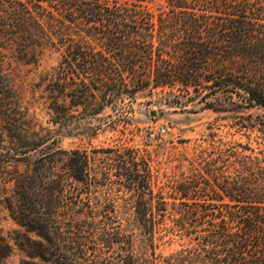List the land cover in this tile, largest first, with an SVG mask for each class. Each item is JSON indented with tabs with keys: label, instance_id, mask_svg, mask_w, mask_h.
<instances>
[{
	"label": "trees",
	"instance_id": "obj_1",
	"mask_svg": "<svg viewBox=\"0 0 264 264\" xmlns=\"http://www.w3.org/2000/svg\"><path fill=\"white\" fill-rule=\"evenodd\" d=\"M153 1L0 0V144L7 160L28 165L0 183L10 216L34 234L19 241V264H264V158L243 155L232 173H214L217 183L199 184L202 200L182 201L176 216L135 168L125 175L140 179L127 186L138 196L127 208L134 215L121 218L114 201L72 191L73 182L90 191L109 179L108 158L60 149L19 96L14 56L35 63L53 49L61 59L38 83L52 123L143 90L180 108L264 109V0H159L152 10ZM250 128L264 135V113ZM168 234L186 242L163 254ZM11 250L0 231V264Z\"/></svg>",
	"mask_w": 264,
	"mask_h": 264
},
{
	"label": "rangeland",
	"instance_id": "obj_2",
	"mask_svg": "<svg viewBox=\"0 0 264 264\" xmlns=\"http://www.w3.org/2000/svg\"><path fill=\"white\" fill-rule=\"evenodd\" d=\"M161 4L158 0L148 6L156 10ZM14 58L11 68L16 88L23 105L34 115L37 124L45 129L42 133L49 130L60 149L86 150L90 156L108 158L109 179L102 184L92 183L90 191L82 183L73 182L72 191L75 189V195L91 203L102 199L114 201L120 207L121 218L130 219L134 215V210L127 208L138 196L127 189L134 180L125 178V175L135 168L147 174L154 193L161 192L165 197L167 215L176 216L181 213L179 206L182 201L202 200L199 184L205 181L217 183L218 177H213L214 173H232L233 166L238 164L236 160L242 159L243 155L264 158V135L250 128L255 116L264 113L262 108H241L237 113L200 108L201 104L196 103H187L180 108L166 103L160 92L150 95L143 90L126 97L116 108L108 106L97 115H81L52 123L46 103L40 98L38 83L41 74L60 61V52L45 49L35 63L18 60L16 55ZM119 112L122 118L112 123ZM97 149L102 152L94 153ZM125 149L136 151L135 157L131 158ZM7 150L5 139L0 144V181L26 172L28 167L25 162L7 160ZM188 184H194L190 187L192 190L186 188ZM9 194V187L7 189L0 183V231L12 247L6 263L19 264L23 252L18 243L24 239V233L34 234L26 232L10 216L3 201L4 195ZM223 200L228 201V198L223 197ZM185 242L168 234L159 241L157 251L169 254L180 249Z\"/></svg>",
	"mask_w": 264,
	"mask_h": 264
}]
</instances>
